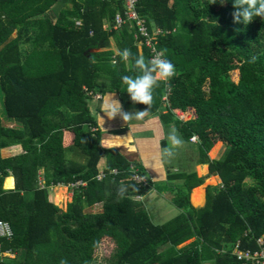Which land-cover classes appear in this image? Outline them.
<instances>
[{"label":"trees","instance_id":"obj_1","mask_svg":"<svg viewBox=\"0 0 264 264\" xmlns=\"http://www.w3.org/2000/svg\"><path fill=\"white\" fill-rule=\"evenodd\" d=\"M233 4L136 2L149 32H167L157 37L156 48L166 50L176 69L154 89L149 114L172 121L185 140L196 135L199 163L221 180L194 208L189 193L201 179L193 175L191 183L184 175L172 196L178 214L154 225L133 199L148 187L128 181V163L101 146L88 107L101 91L117 93L125 109L147 108L134 104L121 82L138 74L132 63L107 48L112 39L116 50L150 58L133 27L113 28L124 0H0V150L23 149L0 155V220L13 231L0 244L16 252L0 264H95L94 252L108 235L115 246L105 264H238L231 254L236 241L256 249V239L264 237V18L235 23ZM188 108L195 119H174L173 110ZM217 141L224 150L212 160L208 152ZM103 157L107 175L97 180ZM7 177H13V189L12 179L4 183ZM78 181L85 186L73 189L65 210L49 200L50 187ZM201 197L202 187L193 191V203ZM95 204L101 212L85 211Z\"/></svg>","mask_w":264,"mask_h":264},{"label":"crops","instance_id":"obj_2","mask_svg":"<svg viewBox=\"0 0 264 264\" xmlns=\"http://www.w3.org/2000/svg\"><path fill=\"white\" fill-rule=\"evenodd\" d=\"M93 94L97 97L91 96L90 99H92V102L91 104H88V107L96 126L92 129L100 132L101 146L104 149L115 150L128 163V170L129 166H135L142 171L150 181L151 187L148 188V191L145 194L140 195V200L136 201H138L145 209L152 223L154 225H162L178 214L179 210L173 204L172 196L177 191L178 187L182 186L184 182V175L191 177L189 180L191 183L195 182L193 175H196L197 178L201 179V184L191 189L189 193V202L194 208L202 207L206 201L205 196L207 187L216 188L221 184V180L217 175L208 174L207 164L199 163L198 141H190V138L188 140L183 139V146L175 149L174 155L168 159L162 167L158 166L155 163V160L160 150L164 147H169V142L166 139L167 133L171 128H176L172 121L170 123H164L160 119L158 113L149 114L143 119H132L127 123L122 120L120 115L109 118L102 111V101L106 99V96H111L112 98L118 100L121 104L119 95L114 92H106L104 94L101 91H96ZM140 110L142 109H125L122 106V111L124 112L131 113ZM174 119H177L175 115ZM64 141L65 143H70L71 135L69 133H66ZM223 150V143L217 141L208 152V157L212 160L218 159V153L220 151L222 153ZM21 153H23V149L20 145H14L0 150L2 158H8ZM98 166L99 172H104V157L101 158ZM112 170L117 169L109 170V174ZM40 173H42V171H40ZM9 178L12 179L13 183L12 188L10 189H13V177H7L4 180V183ZM4 183L3 188L9 190L4 187ZM60 186L61 185L58 187ZM200 187H202V197L200 198L201 202L199 205H195L192 201L193 191L196 188L199 190ZM55 198L57 200L59 199L58 196ZM133 199L135 200V196ZM190 241L191 240L187 242ZM10 251L13 256H6L2 260H12L15 258L16 252H13L12 250Z\"/></svg>","mask_w":264,"mask_h":264},{"label":"clouds","instance_id":"obj_3","mask_svg":"<svg viewBox=\"0 0 264 264\" xmlns=\"http://www.w3.org/2000/svg\"><path fill=\"white\" fill-rule=\"evenodd\" d=\"M215 2V0H214ZM232 13L233 22L247 24L254 18H264V0H234ZM116 55L120 61H129L138 73L135 76L124 75L121 82L126 86V92L134 104L146 105L147 108L135 112L122 111V105L111 96H106L102 101V111L109 117L120 115L126 123L132 119H143L149 115V110L154 101L153 92L162 82H169L175 76V65L166 57V50L157 52L153 57L146 59L142 54L133 55L131 49L117 50ZM118 63L113 59V67ZM166 139L169 147L160 150L155 163L163 166L174 155V150L183 146L184 140L176 128H171ZM60 264H67L62 259Z\"/></svg>","mask_w":264,"mask_h":264},{"label":"built area","instance_id":"obj_4","mask_svg":"<svg viewBox=\"0 0 264 264\" xmlns=\"http://www.w3.org/2000/svg\"><path fill=\"white\" fill-rule=\"evenodd\" d=\"M137 0H124V11L123 13H118L114 17L113 28L117 29L124 25H129L135 29V38L139 40L138 45H144L150 53V58L153 57L157 52L156 42L157 37L160 35H164L167 32H164L161 29H154L152 32H149L145 21L140 18L135 10ZM80 24V22H77ZM94 96V95H93ZM97 97V96H95ZM175 117L182 122H186L192 119H195L196 115L193 109L188 108L184 111L181 110H173ZM190 141H198V137L196 135H192L189 139ZM117 170H112L110 174H117ZM129 177L128 181H131L139 188H150L151 184L148 180L147 176L140 171L135 166H129ZM106 176V173L99 172L96 176L97 180H102ZM75 184V185H74ZM74 187L85 186V183L82 181H78L74 183ZM141 196L136 195L135 200H140ZM13 236V231L10 224L6 221L0 220V238L11 240ZM256 249L251 250L249 248H241L240 241H236L234 247L232 249L231 254L235 257L238 264H264V237L261 236L256 239ZM10 256L12 257V253L10 250H3L2 245L0 244V259L2 260L4 257Z\"/></svg>","mask_w":264,"mask_h":264},{"label":"rangeland","instance_id":"obj_5","mask_svg":"<svg viewBox=\"0 0 264 264\" xmlns=\"http://www.w3.org/2000/svg\"><path fill=\"white\" fill-rule=\"evenodd\" d=\"M107 48L112 49L115 53H117V50L115 49L114 42L112 39L109 40ZM231 78L233 81H235V82L237 81V79H238V71L237 70H234L231 72ZM91 102H92V99L89 100V104H91ZM0 112H1V105H0ZM4 123L7 125H10V122L6 121ZM150 136H151V134H150ZM221 154L222 153L220 151L218 153V156L220 157ZM60 187L57 186V187H52L49 189V199L51 200V202H53L55 205H57L60 209L65 210L66 205L69 202H71L72 191L75 187L74 186H68V187L60 186ZM196 190H198V188L194 189V191H196ZM56 196L59 197L58 200L55 198ZM85 211H87L89 213L101 212V204H95L89 208H86ZM114 241H115L114 238L112 236H109V235L106 236L101 241L98 248L94 252L95 264H105V262H106L105 259H107L111 255V253L113 252V249L115 246ZM186 243H188V242H186ZM186 243H184V244H186Z\"/></svg>","mask_w":264,"mask_h":264},{"label":"bare ground","instance_id":"obj_6","mask_svg":"<svg viewBox=\"0 0 264 264\" xmlns=\"http://www.w3.org/2000/svg\"><path fill=\"white\" fill-rule=\"evenodd\" d=\"M64 189V188H63ZM64 191V190H63ZM63 198V197H62ZM61 201V200H60Z\"/></svg>","mask_w":264,"mask_h":264}]
</instances>
